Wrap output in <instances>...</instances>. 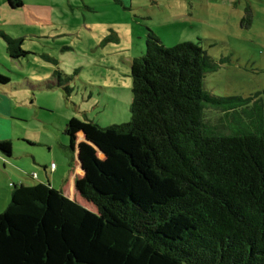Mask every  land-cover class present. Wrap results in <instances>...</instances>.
I'll use <instances>...</instances> for the list:
<instances>
[{
	"label": "trees",
	"instance_id": "16d2710c",
	"mask_svg": "<svg viewBox=\"0 0 264 264\" xmlns=\"http://www.w3.org/2000/svg\"><path fill=\"white\" fill-rule=\"evenodd\" d=\"M2 36L12 59L30 54ZM218 68L198 44L166 48L150 30L132 64L131 122L100 128L128 149L107 145L100 161L81 144L76 186L97 212L49 184L13 185L0 264H264V105L207 92Z\"/></svg>",
	"mask_w": 264,
	"mask_h": 264
},
{
	"label": "rangeland",
	"instance_id": "374dc122",
	"mask_svg": "<svg viewBox=\"0 0 264 264\" xmlns=\"http://www.w3.org/2000/svg\"><path fill=\"white\" fill-rule=\"evenodd\" d=\"M23 1L13 10L0 0V73L10 79L0 85V140L13 142L11 156L0 151V213L13 185L40 183L36 170L67 187L77 164L84 169L85 144L100 161L107 145L128 149L102 130L131 122L132 64L146 54L150 30L166 48L195 43L207 52L219 66L205 78L210 94L264 105V0ZM2 34L23 39L30 54L12 59ZM47 162L55 167L46 171ZM75 195L97 212L78 188Z\"/></svg>",
	"mask_w": 264,
	"mask_h": 264
},
{
	"label": "crops",
	"instance_id": "0c3cea01",
	"mask_svg": "<svg viewBox=\"0 0 264 264\" xmlns=\"http://www.w3.org/2000/svg\"><path fill=\"white\" fill-rule=\"evenodd\" d=\"M22 2H24V1L22 0ZM8 4H9V2H8ZM9 6H10V5H9ZM10 7H11V6H10ZM11 8H12V7H11ZM21 8H24V4H23L22 7L17 8V9H21ZM12 9H13V10H16V9H14V8H12ZM0 141H11V142H12V140H9V139L0 140ZM12 143H13V142H12ZM3 154H4V153H3ZM53 165H54V164L49 165V162H47V165L44 167V169H45L46 171H47V170L49 171V168L51 167V169H52V168H53ZM46 173H47V172H46ZM35 174L37 175V179H35L34 176H31L33 180L40 181V183L49 184V185H51L52 187L57 188V187H55V183H54V175H52L51 173H50V177H48L49 180L52 179V181H50L51 183H48V182L45 183V173H44V170H41V169L36 170V171H35ZM47 174H49V172H48ZM74 175H75L76 178L73 179V182H70V183L68 184L67 187H65L64 189H62V191H63V192L69 197V198L74 199V200H77V201L80 202L82 205H84V203L78 198V196L75 195V194H76V188H77V186H76V184H77V180L80 179V178H82L83 175H84V171H83L82 167L80 166V164H79V166H78V164H77L76 169H75V174H74ZM22 184H24V183H22ZM81 198H83L82 195H81ZM83 199H84V198H83ZM84 206H85V205H84Z\"/></svg>",
	"mask_w": 264,
	"mask_h": 264
},
{
	"label": "built area",
	"instance_id": "2783aa9c",
	"mask_svg": "<svg viewBox=\"0 0 264 264\" xmlns=\"http://www.w3.org/2000/svg\"><path fill=\"white\" fill-rule=\"evenodd\" d=\"M55 167V165H53V168Z\"/></svg>",
	"mask_w": 264,
	"mask_h": 264
}]
</instances>
